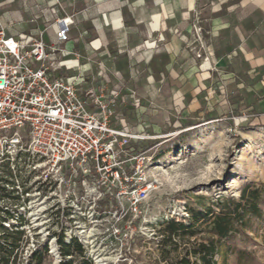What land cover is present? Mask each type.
<instances>
[{
	"label": "crops",
	"instance_id": "obj_1",
	"mask_svg": "<svg viewBox=\"0 0 264 264\" xmlns=\"http://www.w3.org/2000/svg\"><path fill=\"white\" fill-rule=\"evenodd\" d=\"M65 16L69 40L57 43ZM0 17L17 24L8 34L43 32L64 50L60 79L119 91L115 128L159 135L235 116L264 126V0H0ZM194 26L207 61L194 57Z\"/></svg>",
	"mask_w": 264,
	"mask_h": 264
},
{
	"label": "built area",
	"instance_id": "obj_2",
	"mask_svg": "<svg viewBox=\"0 0 264 264\" xmlns=\"http://www.w3.org/2000/svg\"><path fill=\"white\" fill-rule=\"evenodd\" d=\"M71 23L70 16L54 21L57 43L68 42ZM15 26L0 17V176L4 167L14 170L30 162V172L41 173L34 181L47 187L44 211L74 220V227L53 238L58 263L59 237L65 244L77 241L94 264L103 233L127 253L142 234L137 223L144 221L157 184L153 157L135 148L151 137L113 127L120 92L106 94L84 79H60L56 72L64 50L48 45L43 32L8 34ZM193 31L200 45L194 57L207 61L202 30L194 26ZM171 219L186 222L189 215L183 208L166 220Z\"/></svg>",
	"mask_w": 264,
	"mask_h": 264
},
{
	"label": "rangeland",
	"instance_id": "obj_3",
	"mask_svg": "<svg viewBox=\"0 0 264 264\" xmlns=\"http://www.w3.org/2000/svg\"><path fill=\"white\" fill-rule=\"evenodd\" d=\"M239 118L196 127L181 124L159 135L143 132L151 138L135 148L153 157L151 173L157 184L144 221L137 223L142 234L137 233L129 252L120 253L119 244H110L103 233L95 246L96 264H164L159 260L157 235L170 213L178 214L183 208L203 211L219 198L238 197L248 183L264 182V126ZM31 167L25 162L1 171L0 187L8 195L0 193V210L7 209L11 215L3 225L23 231L18 264H26L40 245L51 252L44 264H59L53 238L74 227V220L69 214L44 211L47 187L42 189L34 181L41 173L30 172ZM1 211L0 217H6ZM216 264H264V206L249 231L220 242Z\"/></svg>",
	"mask_w": 264,
	"mask_h": 264
},
{
	"label": "trees",
	"instance_id": "obj_4",
	"mask_svg": "<svg viewBox=\"0 0 264 264\" xmlns=\"http://www.w3.org/2000/svg\"><path fill=\"white\" fill-rule=\"evenodd\" d=\"M0 193L8 195L4 187H0ZM263 206L264 182H251L242 187L238 197L219 198L203 211L186 209L188 221L171 219L160 225L159 260L164 264H216L220 242L249 231L252 219L261 218ZM1 212L7 216L0 217V264H18L23 231L4 227L11 215L7 209ZM203 234L206 236L202 239ZM57 245L59 264H91L77 241L65 244L59 237ZM48 258V247L40 245L26 264H44Z\"/></svg>",
	"mask_w": 264,
	"mask_h": 264
}]
</instances>
